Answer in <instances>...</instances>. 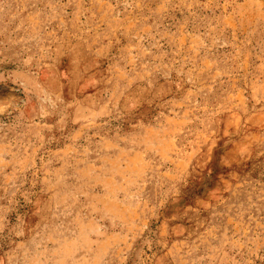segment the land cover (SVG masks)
I'll use <instances>...</instances> for the list:
<instances>
[{
  "label": "rangeland",
  "instance_id": "1",
  "mask_svg": "<svg viewBox=\"0 0 264 264\" xmlns=\"http://www.w3.org/2000/svg\"><path fill=\"white\" fill-rule=\"evenodd\" d=\"M0 264H264V0H0Z\"/></svg>",
  "mask_w": 264,
  "mask_h": 264
}]
</instances>
